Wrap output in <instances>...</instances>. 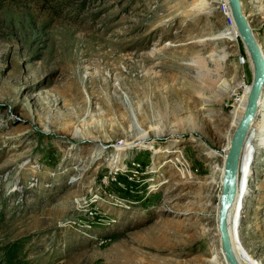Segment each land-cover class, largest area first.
<instances>
[{
    "label": "rangeland",
    "instance_id": "1",
    "mask_svg": "<svg viewBox=\"0 0 264 264\" xmlns=\"http://www.w3.org/2000/svg\"><path fill=\"white\" fill-rule=\"evenodd\" d=\"M241 5L264 55V0ZM231 19L227 0H0V264H228L214 123L254 76ZM261 93L229 215L240 264H264Z\"/></svg>",
    "mask_w": 264,
    "mask_h": 264
},
{
    "label": "water",
    "instance_id": "2",
    "mask_svg": "<svg viewBox=\"0 0 264 264\" xmlns=\"http://www.w3.org/2000/svg\"><path fill=\"white\" fill-rule=\"evenodd\" d=\"M238 36L246 52L253 62L255 71L247 106L234 132L228 154L226 156L224 175L221 180V195L217 211V227L220 234V247L228 264H239L231 248L227 230V215L236 191V174L241 149L244 145L248 129L258 106V100L264 88V58L253 32L249 29L246 15L243 13L241 0H227Z\"/></svg>",
    "mask_w": 264,
    "mask_h": 264
},
{
    "label": "bare ground",
    "instance_id": "3",
    "mask_svg": "<svg viewBox=\"0 0 264 264\" xmlns=\"http://www.w3.org/2000/svg\"><path fill=\"white\" fill-rule=\"evenodd\" d=\"M228 3V2H227ZM228 7H229V5H228ZM229 10H230V8H229ZM207 12V11H206ZM230 15H231V13H230ZM231 18H232V16H231ZM232 20V22H233V24H234V21H233V18L231 19ZM234 26H235V24H234ZM249 27V26H248ZM235 29H236V27H235ZM249 29H250V27H249ZM251 30V29H250ZM252 31V30H251ZM215 35H218L217 33L215 34ZM225 36H232V39H233V41L237 38V36H238V32H237V30H233L230 34H228V33H226L225 32V34H224ZM213 40H215L214 42H216V41H218L219 42V39H213ZM212 41V40H211ZM211 41H209V40H203V39H197V41L195 42V44L197 45L196 46V49H198V51L197 52H201L203 49H205V48H207L208 46H210L211 44H213L214 42H212V43H210ZM260 51H261V49H260ZM248 54V53H247ZM261 54H262V56H263V58H264V55H263V53H262V51H261ZM248 57H249V54H248ZM249 59H250V57H249ZM250 61H251V59H250ZM251 63H252V66H253V75H254V71H255V68H254V65H253V62L251 61ZM226 75L224 74V72H219L218 73V78H219V81L221 80V79H223L224 77H225ZM142 79H144V77L142 78ZM232 81H234L235 83H237V79H236V76H233L232 77V79H231ZM202 81H204V84H205V88H203V87H201V86H196L197 87V89H198V91L197 92H202V94L203 93H205V94H207L209 91H211L212 89H213V80H211V77H209V75H204V78H202ZM99 83H100V85H101V87L103 88V90H105V91H110L111 89H112V85H111V79H109V78H104V79H101V77L99 78ZM226 85V83L225 82H223V85H221L220 86V89H216L215 90V93H214V95H218V97H221V100H223V99H228V97H229V94L227 93V95L226 94H223L222 93V89H225V85ZM229 84V83H228ZM239 85V84H238ZM238 85H234V87H232V92H234V93H238V92H240L242 95H243V97H242V99H241V101H240V103H238V108H239V113H238V116L233 120V122H229V123H227V122H219V123H221V124H216V122L214 123L215 125H214V127L215 128H217L216 130L218 131V133H217V136H216V138H215V140L220 144L221 142H224L225 144H226V150H229V147H230V144H231V141H232V139H233V135H234V132H235V130H236V128H237V126H238V124H239V121L241 120V118H242V116H243V114L245 113V110H246V106H247V101H248V96H249V93H250V91H251V87L252 86H243V85H240V86H238ZM82 87V86H81ZM81 87L79 86V85H77V83H76V85H75V89H74V96H75V98L76 99H78V100H80L82 97H83V94H82V90H81ZM106 92V93H107ZM143 92V91H142ZM262 94V93H261ZM261 96V95H260ZM104 98H106L105 96H104ZM104 98H99L100 99V101H101V103L103 104V105H105V107H107L106 109H108V112H112L113 111V109H117V110H123V106L119 103V102H117L116 100H113L111 97H109L108 98V100L107 99H104ZM260 98V97H259ZM79 106H80V109L78 108L77 110H76V113H74V114H76V115H78V110H81L82 109V107L83 106H85L86 105V101L85 102H83V101H81V102H79V104H78ZM260 112L261 113H263V115H264V106H261V108H260ZM74 114L73 115H69L68 116V118H67V120L68 121H72V119H75V116H74ZM121 116L123 117V119H127V114L125 113V111H122L121 113ZM264 117V116H263ZM214 119V118H213ZM63 122H64V120H63ZM262 122H264V118H263V121ZM191 124H193V122L191 123ZM213 127V128H214ZM261 128H263V127H261ZM249 130V129H248ZM189 131H197L196 130V127L195 126H193V125H191L190 126V129H189ZM261 132V131H260ZM159 133V132H158ZM248 133V132H247ZM82 135H83V133H82ZM86 135L88 136V135H90V133H86ZM83 136H85V135H83ZM246 137H247V135H246ZM78 138H81V137H78ZM246 139V138H245ZM140 141L141 142H143L144 141V139L143 138H140ZM243 148V147H242ZM241 151H242V149H241ZM227 154H228V152H227ZM240 155H241V153H240ZM226 156L227 155H225V157H224V164H223V169L225 168V162H226ZM239 160H240V156H239ZM238 167H239V161H238ZM237 175H238V170H237V174H236V182H237ZM236 187H237V184H236ZM220 195H221V191H220ZM235 197H236V191H235V196H234V199H233V201H232V203H231V205H230V207H229V210H228V215H227V230H228V233H229V238H230V243H231V248H232V250H233V252H234V254H235V258H236V260L238 261V263L240 264V262H239V260H238V257H237V255H236V253H235V250H234V247H233V244H232V241H231V234H230V229H229V215H230V210H231V208H232V206H233V204H234V202H235ZM219 198H220V196H219ZM217 232H218V227H217ZM219 234V233H218ZM220 235V234H219ZM224 254L222 253V256H223Z\"/></svg>",
    "mask_w": 264,
    "mask_h": 264
},
{
    "label": "trees",
    "instance_id": "4",
    "mask_svg": "<svg viewBox=\"0 0 264 264\" xmlns=\"http://www.w3.org/2000/svg\"><path fill=\"white\" fill-rule=\"evenodd\" d=\"M5 255H6V264H18L17 262L18 252H14L12 250V251L6 252Z\"/></svg>",
    "mask_w": 264,
    "mask_h": 264
}]
</instances>
